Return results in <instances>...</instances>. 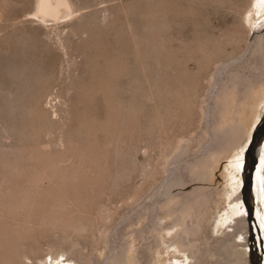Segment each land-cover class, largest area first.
Instances as JSON below:
<instances>
[{
  "label": "rangeland",
  "instance_id": "rangeland-1",
  "mask_svg": "<svg viewBox=\"0 0 264 264\" xmlns=\"http://www.w3.org/2000/svg\"><path fill=\"white\" fill-rule=\"evenodd\" d=\"M38 1L0 0V210L13 198L30 208L48 197L29 209V220L46 208L61 215L83 208L96 224L78 248L95 264H184L186 257L165 250L175 235L166 225L178 219L166 214V202L201 184L190 182L199 177L222 192L200 245L234 234V218L243 229L230 237L229 260L249 261L251 248L264 264V138L257 180L247 187L251 228L240 190L243 157L264 122V93L257 87L242 102L212 96L223 66L241 64L264 34V2L67 0L72 13L42 18ZM187 161L201 162L183 172ZM181 171L186 184L177 187L172 179ZM70 213L62 216L78 212ZM32 224L15 248L27 264H79L69 252L74 238Z\"/></svg>",
  "mask_w": 264,
  "mask_h": 264
},
{
  "label": "bare ground",
  "instance_id": "bare-ground-1",
  "mask_svg": "<svg viewBox=\"0 0 264 264\" xmlns=\"http://www.w3.org/2000/svg\"><path fill=\"white\" fill-rule=\"evenodd\" d=\"M259 2H260V4L261 3L263 4L264 0H260ZM249 3H251V2H249ZM38 4L41 5L38 13L41 15L42 18H45V17L56 18L60 14L64 13V11H68V12L72 13V10L69 8L67 0H39ZM249 7H250V5H248L246 10ZM259 7H261V6H259ZM246 10H245V12H246ZM260 20L261 19H259V21ZM234 59H237V58L234 57ZM225 65H229V64H225ZM231 65L230 66H223V68H225V67H227V68L229 67V68L225 69L224 77L222 75L223 78L219 81L220 83L218 86V90L213 92L212 96H214L215 100L221 99V97L229 94L232 97H238V99H239L238 102H242L247 96H249L248 95L249 92L253 91L257 87L259 88V90H258L256 95H258V96L262 95L264 93V34L261 35L259 40L254 42V44L251 48L250 54L247 57V59H245L241 64H239L237 66L231 67ZM224 106L225 105L222 102H220L218 105H216L212 108L210 120L213 123V127L216 124L215 122L222 116V114L224 112ZM259 128L261 129V132H259ZM259 128L258 127L256 128V131L258 132V134H257V136L254 137V141H253V143L255 142V147L252 148V150H250V153H251L250 155L248 154L249 151L246 154L248 159H251V157H253L251 160H254V162L257 164L256 165L257 169L259 167L258 166L259 151H261L259 149L258 143L261 139V134L263 132V127H259ZM215 140L218 141V139H216V137L214 136V141ZM214 148H215V144L213 145V147L211 149H214ZM208 150L209 149H207V151ZM184 161H185V159L182 162H184ZM199 162H201V161H199ZM199 162L187 161L186 168H184L182 171L184 172L188 168L198 166V164H200ZM178 163H181V161H178ZM256 168H255V171H256ZM182 171L177 173L176 177L174 179H172L173 182L177 183V185H175L177 187H180L181 184H186L185 183L186 181H185L184 175H183L184 173H182ZM255 171L252 175V185H253V179H254V182H256V180H257L258 171L257 172H255ZM255 173H256V175L254 176ZM79 174H81V173H79ZM172 177H173V175H172ZM76 178H78V175ZM52 181H54V180H52ZM71 181H74V179H72ZM172 181L170 180L169 183ZM198 181L201 184H198V185L194 184V186H192V189L181 191V192L175 194L168 202H166L167 208L169 210V212L168 213L166 212V214L167 215H175V216H177L178 219L176 222H172V223L166 225V228H168L170 226L172 228H174L173 230H174L175 235L173 236V238H171L169 241H167V243L170 244V248L169 249L165 248V250H171V249L173 250L174 249V251L171 250L173 252V254L176 253V254L181 255L184 258L186 257L185 258L186 263L184 262V264H188L187 263L188 260L198 262L196 264H222L221 261H224L225 262L224 264H232L233 261L229 260L230 259L229 251L232 247L229 246L228 243H229V241H231L230 237L236 238L237 235L240 233V231L243 229L242 226H240L241 224H243V221H240V220L236 221V219L234 220V218L231 219L232 223L236 222V224H237L236 225L237 227H235L234 231H233L234 234H232V235L229 233L225 234V232H224V234H225L224 237L213 241L210 248H208V249L204 248L202 245H200V243L198 242V238L200 237L201 234L206 233L205 232V223L207 222V217H209V215L212 213L213 209L221 206V202L218 199H216L215 196H216V194H219L222 192L217 187L214 188V187H211V185H206V183H202L200 181L199 177H194L190 182L194 183V182H198ZM32 182H36V181L34 180ZM169 183H167L166 185H168ZM166 185H164V187ZM175 186L173 184L170 187H175ZM30 187H32V185ZM247 187H248V184H247ZM248 191H249V188L246 190V193H245L246 199L249 197ZM19 192H20V190H19ZM7 196H9V195H7ZM19 196H22V195L19 194ZM230 196H232L231 193H229L228 197H230ZM13 197H14V195H13ZM43 198L41 200H39V201H42V202H40V205L38 206V203H37L36 206L40 207L41 203H43L41 208L44 206L43 200H45L46 197L44 199ZM7 199H9V198L7 197ZM7 199L3 198L4 201ZM15 200L16 199L13 198V200L10 201L11 203L9 201H5V202H7V203L9 202V203L8 204L4 203L7 205H5L4 210H2V208H1V210L3 211V214H2V212H0V216L2 215L4 217V219L2 216L0 218V219H2L0 221V223L3 222L2 226L0 225V227H1L0 228V264H27L23 260V258L24 257L30 258V257L28 255L23 256L24 254L23 255L20 254L18 251L15 250V248L18 249L19 246H17V244L22 242L21 240L25 239V236H26V238L29 236L30 233L27 234L26 233L27 230L29 232L33 233L30 228H28V229L25 228L26 227L25 224L31 225V223H33L32 226H34L36 224V226L34 228L37 230L40 229L41 232L45 228H47V231L48 230L52 231L53 229H55V230L58 229L64 233L68 234L69 238L75 239V241L73 240V242H72L73 244H71L72 247L69 251L70 256L71 257L73 256L76 259V261H78L79 264H95L92 257L84 256L82 254V252L80 251V249L78 248V246L81 244L80 239L83 238L84 236L88 235L89 233H92L93 229H94V224H96V223H93V220H91L87 215H85L87 213H83V214L79 213L81 211V209H83V208H81L80 210H78L77 208H79L81 206H78V204H77L78 207L75 206L76 208H74V206H73V208H74L73 210H75V209H76V211L78 210L77 211L78 213L75 212V213H77V214H75L73 210H70L73 212L72 213L67 212V214L70 213V215H72L74 213L75 215H72L69 217L68 216L65 217L67 215V214H65L66 211L65 212L62 211L65 214V216L63 217L62 215H64V214L61 215L60 210H58L59 211L58 213H60V214H58V213H55L56 212L55 210H54L55 211L54 212L53 210L51 211V209L49 210L48 208H46L49 212H46V211L43 212V215L40 217L38 214L37 215L38 217L34 216V218L36 217L35 219L32 216V221H30L31 220V219L29 220L30 214L28 213L29 209L32 210V209H34L33 207L36 208V206L32 207V205H31L32 209H31V207L29 208L28 206H26V208H25L24 205H21L22 202H24V201L17 199L20 201V202L18 201L19 202L18 203ZM25 203L27 204V202H25ZM25 203H23V204H25ZM0 204H1V202H0ZM46 204H48V202ZM232 204L234 205L235 202L232 201ZM50 205L51 204H49V206ZM52 205H54V204H52ZM29 206H30V204H29ZM49 206H47V207H49ZM55 206H57V205L55 204ZM51 208H53V207L51 206ZM55 208L59 209L58 206ZM232 208H234V207H232ZM61 210H63V209H61ZM39 211H41V210H37V212H39ZM42 211H44V210L42 209ZM141 214H142V212L138 213L137 217L139 218V215H141ZM232 214L234 216H237L239 214V212L237 210H234V212ZM89 216H92V214ZM21 219L25 220L24 221L25 224L23 222H21L22 224L25 225V226L23 225L24 226L23 229L21 228L23 226H19V225H21V223L18 222ZM179 220L180 221L182 220V221L180 222ZM249 220H250V218L247 219V222H248V225L250 227ZM34 221H35V224H34ZM16 222H17V224L19 223L18 226L21 229L19 228V230H18L15 227L17 225ZM178 223H180L179 224L180 227L177 226ZM13 226L16 229H14ZM37 226H38V228H36ZM28 227H30V226H28ZM231 228H233V227H231ZM25 229H26V231H24V234H21V232ZM35 229H33V230H35ZM249 233L251 235V229L245 231V235L249 234ZM250 235H249V237H250ZM22 237H23V239H22ZM225 237H226V239H225ZM244 241L246 242V244L242 245V247L248 246L250 239H248L246 236L244 238ZM70 243H69V245H70ZM215 243H217V247H214ZM37 251H38L37 253H34L35 254L34 256L38 255L39 249ZM51 252L52 251H47V253H45V254L43 252L42 253L46 257ZM184 252H186L187 255ZM215 257H219V258H221V260L217 261V262L212 261ZM36 259H38V257ZM256 259H257L256 254H254L253 250H251V248H250L249 261H245L243 264H247V263L248 264H254ZM32 264H37V263H32ZM256 264H260V262H258Z\"/></svg>",
  "mask_w": 264,
  "mask_h": 264
},
{
  "label": "water",
  "instance_id": "water-1",
  "mask_svg": "<svg viewBox=\"0 0 264 264\" xmlns=\"http://www.w3.org/2000/svg\"><path fill=\"white\" fill-rule=\"evenodd\" d=\"M262 127H263V132L261 134V139L259 142H261L264 138V122H262ZM254 141V137L252 139V143ZM247 153H245L244 157H243V161H242V164H241V187H240V190L242 192V206L243 208L245 209L246 211V218H250L249 220V223L251 224V222L253 221V218H252V214H253V207H252V204H249V201H248V198L246 199L245 197V193H246V190H247V184L248 186H250V183L252 181V175L255 171V168H256V163L254 162V160H251L250 161V167H249V173L246 174L245 173V169H246V165H247V156H246ZM251 228V227H250ZM251 233H252V230H251ZM255 251V250H254ZM249 254H250V250H249ZM255 254H256V257L258 258V262H260L261 264V257L257 256V253L255 251Z\"/></svg>",
  "mask_w": 264,
  "mask_h": 264
}]
</instances>
